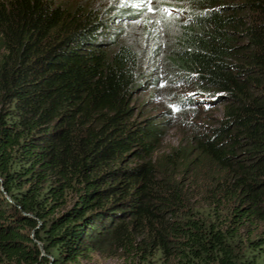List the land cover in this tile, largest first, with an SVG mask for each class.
<instances>
[{"label": "trees", "instance_id": "1", "mask_svg": "<svg viewBox=\"0 0 264 264\" xmlns=\"http://www.w3.org/2000/svg\"><path fill=\"white\" fill-rule=\"evenodd\" d=\"M99 253L264 264V0H0V264Z\"/></svg>", "mask_w": 264, "mask_h": 264}, {"label": "rangeland", "instance_id": "2", "mask_svg": "<svg viewBox=\"0 0 264 264\" xmlns=\"http://www.w3.org/2000/svg\"><path fill=\"white\" fill-rule=\"evenodd\" d=\"M172 0H149L152 2H164ZM135 31V30H134ZM135 33V32H134ZM154 44V43H153ZM150 79L151 81L148 84L143 86V90L138 94V101L142 104L141 116L150 115L161 117L162 121L169 123V137L166 141V147H172L177 144L184 138H187L193 132V128L188 126L185 122L205 124V127L208 125L215 124L223 117V108L219 104H216L214 107H211L205 110L207 118H198L192 113L189 109L186 111L173 110L172 105L175 101L170 100L167 96L168 92H180L181 86H155L152 85L155 81H152L155 77V74ZM159 76V73H158ZM160 85V84H159ZM185 89V88H184ZM184 115H187L185 119ZM85 264H128L127 260L121 256H110L107 253H99L94 258L85 263Z\"/></svg>", "mask_w": 264, "mask_h": 264}]
</instances>
